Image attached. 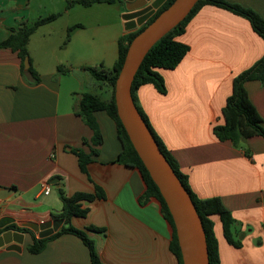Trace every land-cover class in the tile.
<instances>
[{"label": "crops", "instance_id": "1", "mask_svg": "<svg viewBox=\"0 0 264 264\" xmlns=\"http://www.w3.org/2000/svg\"><path fill=\"white\" fill-rule=\"evenodd\" d=\"M32 1L0 0V41L11 27L35 20L30 15ZM63 1L62 11L51 14L57 17L68 14L74 5L85 9L96 3L100 9L109 8L115 19L103 22L101 17L89 37H83L84 43L101 38L104 55L95 63L69 65L59 73L56 68L61 64L56 61L53 70L42 71L27 48L37 82L21 73L16 51L0 48V229L11 223L19 226V222L58 219L51 214L61 210L59 190L71 195L76 191L94 193L98 187L102 197L83 201L88 207L86 215L72 217L71 224L104 228L102 232L88 231L104 264H178L170 250L171 226L161 215L159 203L152 197L140 203L144 183L139 171L114 161L121 150L114 121L102 110L93 113L102 143L82 172L71 149L88 153L92 130L74 112L78 98L74 101L73 91L61 94L62 75H69L80 86L86 80L88 91L106 97L108 88H99L81 66L111 67L117 58L118 37L142 26L165 0L132 29H125L122 18L131 0ZM226 1L251 8L264 19V0ZM73 22L74 33L87 27L83 19ZM108 25H112L109 33ZM175 39L188 50L173 69H159L165 93L146 83L135 90L136 102L187 175L193 193L199 198L217 196L229 210L234 221L231 235L239 243L235 246L227 241L220 221L213 216L218 264H264V138L250 136L243 148H236L212 132L213 125L223 121L221 109L233 77L264 54V40L246 18L211 4L199 7ZM110 57L111 62L105 63ZM243 86L264 128V85L247 80ZM45 186L49 187L47 194ZM22 233L19 251L0 247V264L90 263L87 247L73 234L62 233L47 240L40 252L29 253L26 245L32 242L31 233Z\"/></svg>", "mask_w": 264, "mask_h": 264}, {"label": "trees", "instance_id": "2", "mask_svg": "<svg viewBox=\"0 0 264 264\" xmlns=\"http://www.w3.org/2000/svg\"><path fill=\"white\" fill-rule=\"evenodd\" d=\"M81 3H86L85 0H78ZM173 0H165L161 7L154 13L142 26L138 29L125 33L117 39V58L111 67H104L102 64L95 66L84 65L81 66L89 77L102 89L103 86L108 88L109 96L102 97L101 95L85 91L79 96L74 112L81 116L84 123L92 130L90 139L89 152L85 153L80 148H72L71 150L76 154L79 169L85 172L86 164L91 160V155L98 153L97 146L102 143V134L99 130L98 124L95 120L93 113L102 110L109 116L115 123L116 134L121 143V150L115 158V162L124 164L126 166L136 168L143 180L144 189L138 197L140 203L146 202L149 198H154L159 203V210L163 218L171 226V241L170 250L175 254L178 264H182L181 254L178 247L175 229L173 226L172 218L167 209V206L161 197L157 186L150 178L147 170L142 164L140 158L131 145L128 136L116 114L114 104V83L118 72L121 68L127 47L135 35H137L148 23H150L163 9L168 7ZM205 4L215 5L231 12L238 14L249 21L251 28L264 40V19L253 9L243 7L237 3H231L226 0H197L186 16L163 36H161L146 52L139 67L137 68L132 83H131V96L133 102L139 111L146 126L152 133L158 147L169 162L173 171L179 178L183 187L186 189L190 198L195 206V209L202 222L205 241L207 246L209 264H218V244L214 233V220L216 216L221 223L223 235L227 241L235 246L238 241H235L231 235V225L233 218L229 210L222 203L221 199L217 196L199 198L190 188L187 180V175L181 171L176 160L171 156L169 151L163 145L160 138L153 130L146 114L142 111L136 102L135 90L143 84L150 83L159 93H165V84L159 69H173L181 61L188 50V46L175 39L180 35L185 28L188 20L198 10L199 7ZM56 14H49L45 17H40L32 23H22L18 27H11L8 36L0 41V48L9 47L11 50L16 51L20 59V71L22 74L31 76V82H37L38 77L33 70L30 63L27 51V43L29 37L36 28L43 23H47L55 19ZM74 26L70 27L72 29ZM28 57L29 66L23 69V59ZM57 72H61V66H57ZM247 80H258L264 85V54L257 59L251 66L242 70L232 79V87L230 94L226 97L225 104L221 109L223 118L222 123L215 124L212 127V132L218 140H229L233 147H244L245 140L253 135H260L264 138V128L261 124V117L257 112L254 105L249 100L246 90L243 86ZM84 144L87 141L82 138ZM245 154L248 150L245 149ZM59 199L61 201V210L58 213L51 214L54 218L63 219L62 225L57 231L52 234L38 238L34 233L26 228L17 226L14 223L8 224L3 229H0V234L3 230H16L20 232H30L32 242L26 245V250L29 253L40 252L45 242L49 239L55 238L62 233H70L78 237L81 242L87 247L89 252V264H104L95 247L93 239L88 235V231L102 232L104 228H99L93 225H88L85 228H77L71 224L72 217H84L88 211V207L83 205V201H91L95 197H102V191L96 187L94 193H87L76 191L71 195H65L61 190L58 191Z\"/></svg>", "mask_w": 264, "mask_h": 264}, {"label": "water", "instance_id": "3", "mask_svg": "<svg viewBox=\"0 0 264 264\" xmlns=\"http://www.w3.org/2000/svg\"><path fill=\"white\" fill-rule=\"evenodd\" d=\"M163 0H131L122 14L125 29H132L144 23ZM197 0H173L150 23L130 41L121 68L114 83V104L116 114L142 164L157 186L172 218L182 264H209L205 234L200 217L179 178L158 147L152 133L137 110L132 96L131 83L144 55L166 32L178 24ZM29 66L28 57L23 59V68ZM66 149H70L67 147ZM5 191H11L5 189ZM7 222V221H6ZM63 219L44 222H19L37 234L46 237L57 231ZM2 226V225H0ZM23 233L6 230L0 234V247L20 250Z\"/></svg>", "mask_w": 264, "mask_h": 264}, {"label": "rangeland", "instance_id": "4", "mask_svg": "<svg viewBox=\"0 0 264 264\" xmlns=\"http://www.w3.org/2000/svg\"><path fill=\"white\" fill-rule=\"evenodd\" d=\"M61 5H66L63 0L32 1L30 3L31 19L36 20L54 11H62L63 6ZM71 8L68 14H61L54 20L38 26L29 37L27 48L33 62H38L42 71H47L48 69L53 70L56 61L61 64L62 71L59 73H62L63 69H67L69 65L75 68L77 64H84L86 61L95 63L96 61L98 62L99 59H103L101 56L102 54L104 55V52L100 50V47L103 46L101 38L93 40L91 43H84L83 37H89V33L95 29L96 22L101 20V17L104 16L106 21L103 22H107L115 19L114 14L107 7L100 9V6L96 3L85 9L81 5H74V7ZM77 19H83L87 27L86 29L79 30L78 33H74L75 27L72 29L69 28L74 25L73 21ZM111 26L112 25H108L107 27L106 31L108 33L110 32ZM73 33L77 35L76 37L74 35V38L72 37ZM69 38L70 40H68ZM95 46H97V48ZM108 54L109 53L106 52L107 56ZM104 62H111V57L105 58ZM61 87L63 88V90H61L62 95L65 93L64 90L66 92L67 90L73 91L72 98L74 101L79 98L81 93L90 90L88 84H86V80H84V84L80 86L78 80L69 75H62ZM108 96L109 90L106 97Z\"/></svg>", "mask_w": 264, "mask_h": 264}, {"label": "built area", "instance_id": "5", "mask_svg": "<svg viewBox=\"0 0 264 264\" xmlns=\"http://www.w3.org/2000/svg\"><path fill=\"white\" fill-rule=\"evenodd\" d=\"M43 192H44L45 194H47V193L49 192V187H48V186H45V187L43 188Z\"/></svg>", "mask_w": 264, "mask_h": 264}]
</instances>
